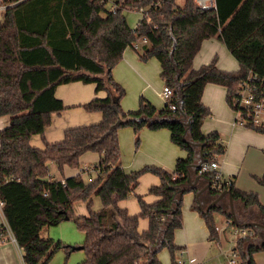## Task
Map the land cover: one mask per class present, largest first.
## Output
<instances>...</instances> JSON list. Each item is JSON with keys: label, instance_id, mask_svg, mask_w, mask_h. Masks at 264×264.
<instances>
[{"label": "trees", "instance_id": "trees-1", "mask_svg": "<svg viewBox=\"0 0 264 264\" xmlns=\"http://www.w3.org/2000/svg\"><path fill=\"white\" fill-rule=\"evenodd\" d=\"M215 4V9H200L194 0L181 5L176 0H122L117 11L109 13L100 0H22L2 12L0 118L7 116V123L0 129V199L23 264H48L57 249L72 250L60 241L40 237L43 228L56 225L64 215L85 234L81 244L85 257L78 264H161L157 253L163 247L175 263L179 247L173 242L174 231L182 225L183 194L195 191L186 179L189 165L198 160V146L186 139L201 143L206 162L225 152L217 132L201 131L210 115L201 101L203 89L207 83L224 86L226 102L232 106L236 90L249 73L264 78V0H215ZM122 9L142 10L134 28ZM212 36L220 38L238 61L237 70L218 68L215 58L192 67L202 41ZM142 38L146 42L136 49L138 57L159 61L160 77L172 89V96L159 108L140 96L138 108L125 111L121 106L125 90L114 80L112 69L125 47ZM74 81L93 83L95 93L106 92L104 97L95 95L79 104L87 112H100L101 119L66 128L60 141L47 142L44 130L51 115L66 108L55 89ZM169 104H176L177 110L172 112ZM186 120L189 127L184 136ZM122 127L133 129L136 146L141 128H166L170 140L188 155L177 157L171 171L146 165L126 172L117 135ZM33 134L43 139L42 148L29 143ZM86 151L99 156L91 181H84L81 173L63 180L51 177L50 162L62 173L65 166L78 168L80 155ZM145 172L159 178V184L148 189L159 198L147 203L137 195L140 211L129 214L118 202L133 193ZM201 174L213 182L214 172ZM257 180L264 184V171ZM220 184L231 191L233 200L264 213L256 192L236 188L231 178H222ZM209 193H219L212 183ZM93 196L101 202L97 210L92 209ZM77 201L85 204L87 215L74 213ZM191 208L204 219L210 239L217 237L213 213L231 218L229 209L219 203L203 213L196 197ZM140 218L148 219L143 231L138 230ZM0 232L5 233L3 224ZM258 232L252 238L236 239L235 264H255L253 254L264 250V238L254 240Z\"/></svg>", "mask_w": 264, "mask_h": 264}, {"label": "crops", "instance_id": "crops-1", "mask_svg": "<svg viewBox=\"0 0 264 264\" xmlns=\"http://www.w3.org/2000/svg\"><path fill=\"white\" fill-rule=\"evenodd\" d=\"M141 17L142 13L141 16L138 17L134 25H128L131 28H134ZM140 45L141 42L139 43V46ZM128 47L134 50L136 55H138L136 49L131 45L125 47V49ZM213 58L216 59L217 67L222 70L233 71L239 68L238 61L229 52L223 41L217 36H212L202 41L198 52L192 60V67L198 68L203 64H207ZM123 62L130 70V72H133L136 76H141L140 69H146V67L140 63V60L133 56L127 57V55H125V58L123 57ZM117 70L118 67H115L112 69V72L114 77L118 80L119 78L116 74ZM158 71L160 75V64ZM160 92L159 96L161 98V103L156 102V100L154 99L152 100L153 102H151V100L145 98L144 96L143 97L156 107H162L165 103V100L162 98ZM95 95L104 97L106 95V92L100 90L95 93L93 83H82L80 81H74L70 83L59 84L55 89V96L62 100L66 108L60 113H53L51 115V122L44 130V140L50 143L57 142L63 138V133L66 128L88 125L98 122L101 119L100 112L82 113L77 120H74V117L72 116V111L74 110V108H77L79 104L88 101ZM148 97L151 99V96ZM201 101L210 110L209 118L205 119L202 122L201 131L204 134H208L213 131L217 132L221 138L222 143L225 146L224 154L218 159L219 171L221 172L222 178H231L234 186L238 189L256 192L257 195H259L258 199L260 203L264 205V202L261 199V188L257 187L252 182L249 185H243L240 182V174L244 170V165L241 161H243L244 155L247 151V147L253 146L256 148H261L264 153V133H261L259 131H252V129H249L248 127H243L235 124L234 113L231 107L226 102V88L224 86L214 83H207L203 89ZM121 104L123 108H126L125 111H134L138 108V106L134 108L135 104L132 100L122 102ZM127 107L131 108L127 109ZM6 123L7 116L1 117L0 129ZM118 134L119 130L117 132V135ZM142 134L147 138V142L149 143V145L145 148L143 147L141 149V152H145L147 154L151 153L153 157L151 161L154 163L144 164L143 166L154 165L162 168L164 167L167 170L171 171L174 168V163L177 157L185 158L188 155V152L186 150L181 149L169 139L170 132L165 128H159L155 130L146 128L142 130ZM239 138L242 139V143L246 148H244V152L242 153V155H234L232 152V146L234 144V141ZM29 143L37 148H42L44 144L43 139L39 134L31 135ZM98 157L99 156L96 152H84L80 155L79 158L81 160L80 162L83 164L80 165H82L83 167L71 169L68 168V166H65L62 173L58 172L57 174V171H50V175L53 179L63 180L65 177L72 176L76 173H81L83 180L89 182L96 176V171L93 167L94 163L97 162ZM120 159L121 166L126 172L134 171L143 167H132L129 163H126L124 159ZM234 161H238V163L235 164L236 168L232 165ZM50 164L55 163L51 162L49 163V165ZM195 171L196 169L191 168V177L194 178L198 174L201 175V177H199L194 186H190L193 187L195 191H187L183 194V207L181 206L182 225L180 228H177L174 231L173 242L179 247V252H177L175 256V261L179 258L187 259L188 257H196L199 262L213 264L212 262H207L208 250L210 245L213 244L216 245L219 253L224 256L223 261L219 260V264H223L232 257L231 253L233 251L234 244L236 242V239L239 237L236 229L237 226H235L234 224L227 225V217L225 216V214L214 212L223 217V222L221 225L216 224L217 226H219L216 239L209 238V230L205 224L204 219L201 217L197 210L191 208V204L196 197V191L207 183V176H204L198 172L196 173ZM256 171H258L257 174H262L264 169L262 170V172L260 169ZM261 174L259 176H261ZM157 184H159V178L156 175L149 172L143 173L139 177L138 184L133 193L126 199L120 200L118 202V205L122 208H126L129 214H137L140 211L139 203L137 201V195H141L143 200L147 203L156 201L159 196L149 193L148 189L150 186ZM209 189L210 188L205 189L200 193L198 197V200L203 208L214 197L210 195ZM78 202L79 201L74 203L73 209L75 208L78 215H87L88 212L85 208V204L81 201V203ZM76 203H78V205H76ZM218 203L219 205L229 209V201L227 196L221 198L215 205H217ZM233 203L235 213L240 220L257 219L264 222V213H261L256 207H244L243 204L238 200H233ZM100 206L101 202L94 206L96 208L93 207L92 209L97 210L98 208H100ZM0 216L1 224L4 218L1 213ZM185 220L191 221L193 223V228L190 235L188 236L184 235V233L186 232ZM147 226L148 219L140 218L138 221V230L143 231L147 228ZM226 234H228V237H226ZM6 238L7 239L4 242L0 243V264H23L21 258V250L10 239H8L7 235ZM261 238H264V231L262 230L257 233V236L254 238V240H260ZM224 239L229 242L232 240L233 245L230 248L224 249L222 245ZM157 257L161 264H168V260L164 253H157ZM235 259L237 261V258ZM253 259L255 264H264V257H256L253 254ZM173 264L175 263L173 262Z\"/></svg>", "mask_w": 264, "mask_h": 264}, {"label": "rangeland", "instance_id": "rangeland-1", "mask_svg": "<svg viewBox=\"0 0 264 264\" xmlns=\"http://www.w3.org/2000/svg\"><path fill=\"white\" fill-rule=\"evenodd\" d=\"M176 2L177 4L181 5L183 3V0H176ZM141 13L142 12L134 9L125 10L122 12L129 25H134L138 17L141 16ZM125 55H127V57L133 56L140 60V58L138 57V55H136L134 50L128 47L124 50L120 60L113 67V68L118 67L116 74L119 78L117 80L112 72L114 80L117 81L125 90V94L121 98V103L127 102L128 100H132L134 101L135 104L134 108H136L138 106L140 96H144L145 98L151 100V102H153L152 100L154 99L156 100V102L161 103L159 92L161 91L164 85V81L159 75L158 60L154 57H151L146 61L140 60V63L143 64V66H145L146 69L143 68L142 70L139 68L141 76H136L133 72L131 73L130 70L127 68V66L124 64L123 57L125 58ZM148 96H151V99ZM129 108L131 107H127V109ZM123 109L125 110L126 108ZM82 113H90V112H87L82 106H78L77 108H74V110L72 111V116L74 117V120H77ZM208 118L209 116L206 117L205 119ZM143 129L146 128L144 127L141 128L138 133L139 143L137 146L135 145V134L131 127H122L119 129L118 142H119L121 158L124 159L126 163H129L132 167H141L144 164H154L151 161L153 158L151 153L147 154L145 152H141V149L143 147L145 148L149 145V143L147 142V138L142 134ZM252 131H256V130L252 129ZM244 148L246 147H244L242 143V139L239 138L236 139V141H234V144L232 146V152L234 155H239V154L242 155V153L244 152ZM88 152H92V151H88ZM219 157L221 156H216L215 159L218 160ZM241 162H243L244 170L240 174V182L243 185H249L252 182L257 187L261 188V199L264 202V184L258 182L257 177L261 173L257 174L258 171H256L260 169L262 172V170L264 169V153L262 149L253 146L247 147V151L244 155L243 161ZM237 163L238 161H234L232 165L235 167V164ZM80 164L82 163L80 162ZM82 165H79V168L83 167ZM68 168L74 169L72 167H68ZM48 169H50L49 174L50 171L51 172L57 171L56 172L57 174L58 172L60 173V171L57 170L56 164H50V165L48 164ZM81 202L79 201L78 203ZM99 202L100 199L98 197H92V208L96 206ZM78 203H76V205H78ZM181 206L183 207V200ZM73 211L76 215H78V213H76L75 208L73 209ZM222 218L223 217L220 216L219 214L213 213V221L215 224L221 225L223 222ZM0 221H1V216H0ZM192 228H193V223L191 221H186V232L184 233V235L187 236L190 235ZM40 237L51 238L53 241H60L62 245H69V246L81 245L85 240L84 232L77 226V224L72 218L61 220L56 225H50L43 228V230L40 233ZM226 237H228V234H226ZM222 245L224 249L230 248L233 245V241L231 240L229 242L224 239ZM177 252H179V250L175 252V256ZM158 253H164L168 260V264H173L170 252L166 247L160 249ZM254 256L264 257V250L255 252ZM84 257H85V251L82 248L72 249L68 253H66V251L63 248H59L53 253L48 264H78L84 259ZM207 260H208L207 262H212L213 264H219V260L221 261L224 260V256L219 253V250L216 247V245L213 244L210 245L208 250Z\"/></svg>", "mask_w": 264, "mask_h": 264}, {"label": "built area", "instance_id": "built-area-1", "mask_svg": "<svg viewBox=\"0 0 264 264\" xmlns=\"http://www.w3.org/2000/svg\"><path fill=\"white\" fill-rule=\"evenodd\" d=\"M22 0H11L7 2L5 0H0V18L2 12L9 6H12ZM105 3V8L109 13H115L119 6L121 5V1L116 2L115 0H100ZM194 3L200 9L207 8H216L215 0H194ZM127 9H122V12ZM136 10V9H134ZM141 11L142 10H137ZM145 43L146 39L142 38L138 42H134L131 46L135 49L139 47V43ZM161 96L167 102L172 96V89L164 84L161 89ZM169 107L172 112L177 110L176 104H169ZM234 113V122L236 125L252 128L255 130H264V78H259L254 73H249L247 78L243 80L238 89L235 92L233 98V104L230 106ZM205 172H214V180L212 186L217 190L221 191L222 187L220 184V180L222 179L221 172L219 171V161L213 159L209 162L203 161L200 164L198 169V173ZM228 184V179L226 180ZM46 194V193H45ZM2 206L3 201L0 199V213L2 214ZM5 233L0 232V243L4 242L8 237L15 245L17 242L12 232L8 228L5 220L2 221ZM227 225H232L231 218L226 219ZM215 230H219V226L215 225ZM237 232L240 237L252 238L255 234V230L250 227H237ZM18 247V245H17ZM19 248V247H18ZM232 257L228 259L226 263L223 264H235L236 263V253L233 250L231 253ZM175 264H207L204 262H199L196 257H188L187 259H176Z\"/></svg>", "mask_w": 264, "mask_h": 264}, {"label": "water", "instance_id": "water-1", "mask_svg": "<svg viewBox=\"0 0 264 264\" xmlns=\"http://www.w3.org/2000/svg\"><path fill=\"white\" fill-rule=\"evenodd\" d=\"M181 114H182V117L184 118L185 115L182 112H181ZM183 123L185 125V132L183 135L185 136L187 129L189 127V120H186ZM186 141L189 142L190 144H192L193 146H198V160L194 163H191L189 165V168L199 169L200 164L204 161V154L201 150V143L192 142L189 139H186ZM199 177H201V175L198 174L194 178H192L190 171H188L186 184L188 186H194L195 183L197 182V180L199 179ZM206 180H207V183L203 187L198 189L195 193L197 199H198L201 192H203L207 188H210L211 179L206 177ZM178 190H180V189H178ZM225 196H227V198H228L231 221L235 226H237V227H250V228L255 229L256 231H259V230L264 231V222L259 221V220H250V219L240 220L237 217V215L235 213V209H234L233 198L231 195V191L229 189H222L219 193H217L212 198V200L204 208L198 200V207H199L200 211H202L203 213H206L209 210V208L214 206L221 198H223ZM68 218H69L68 215H64V220H66ZM71 248L72 249H80V248H82V245H74Z\"/></svg>", "mask_w": 264, "mask_h": 264}]
</instances>
